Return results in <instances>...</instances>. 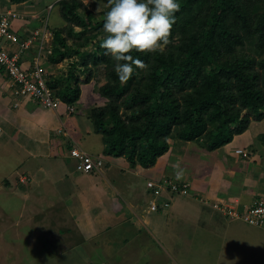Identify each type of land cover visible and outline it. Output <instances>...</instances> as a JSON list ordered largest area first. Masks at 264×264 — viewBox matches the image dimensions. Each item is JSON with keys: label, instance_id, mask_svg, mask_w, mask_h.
Segmentation results:
<instances>
[{"label": "crops", "instance_id": "0c3cea01", "mask_svg": "<svg viewBox=\"0 0 264 264\" xmlns=\"http://www.w3.org/2000/svg\"><path fill=\"white\" fill-rule=\"evenodd\" d=\"M6 1L0 7L22 14L13 23L23 37L44 28L41 11L46 6L39 9L29 0ZM51 12L47 27L53 32ZM52 41L53 37L51 47ZM38 45L35 42L22 58L25 67L31 65ZM50 55L44 63L49 76L65 73L79 58L55 63ZM78 74L81 79L86 76L81 70ZM79 84L75 111L67 115L63 108L48 109L34 99L16 96L0 68V157L10 160L7 172L0 174V191L3 182L5 191L15 192L19 186L23 192L28 184L18 176L31 179L29 193L17 197L21 200L18 220L20 211L33 208L25 233L44 226L49 240L59 235L57 242H66L70 255H77L72 264H264V227L231 219L213 206L223 202L242 209L264 197V118L253 119L245 131L213 150L198 140H169V150L154 165L133 167L126 157L105 153L103 136L89 117L91 107L100 105L97 83L91 79ZM75 145L104 156V167L78 171L70 156ZM237 148H244L249 156L238 154ZM173 164L184 168L183 178L177 181L188 182L190 193L163 191L155 197L147 181L176 180ZM120 191L127 195L124 201ZM163 200L168 205L161 206ZM152 201L158 209H150ZM45 211L46 218L41 215ZM64 249L65 245L59 250ZM52 256H44L42 262Z\"/></svg>", "mask_w": 264, "mask_h": 264}, {"label": "trees", "instance_id": "16d2710c", "mask_svg": "<svg viewBox=\"0 0 264 264\" xmlns=\"http://www.w3.org/2000/svg\"><path fill=\"white\" fill-rule=\"evenodd\" d=\"M80 5L79 0L60 2L63 17L83 26L84 33L80 38L73 28L53 29L49 59L79 58L65 73L49 76L48 84L75 105L79 83L91 80L95 64H107L108 81L100 91L108 102L89 113L106 154L124 156L133 167H149L169 150V138L203 139L213 150L245 131L251 119L264 118V77L259 85L256 56L248 52L252 45L264 47V0H180L170 35L179 28L188 32L176 52L157 50L148 71L137 69L126 82L119 80L115 61L100 47L104 16L82 15ZM130 51L146 59V54ZM224 52L232 56L225 58Z\"/></svg>", "mask_w": 264, "mask_h": 264}, {"label": "rangeland", "instance_id": "374dc122", "mask_svg": "<svg viewBox=\"0 0 264 264\" xmlns=\"http://www.w3.org/2000/svg\"><path fill=\"white\" fill-rule=\"evenodd\" d=\"M1 1L3 3L7 2L6 0H0V2ZM26 1H28V0H26ZM29 1L35 7L37 6L39 9H42V8H45V6L47 8V6H49L50 2L52 3L55 0H29ZM60 2H61V0L55 2L56 6L54 7V9L52 10V12L50 14L49 21H50V24L54 26L52 28H55V27L73 28V31L75 32V36L82 38L83 33H84L83 32V26L77 24L73 20L68 21L63 17L62 13L60 12V7H61ZM79 2L81 3V5L79 6L77 11L80 14L86 15L87 13H92L94 15V17L97 19H100L101 17H103L104 12L107 11V9L109 7L108 0H79ZM6 8H8V7H6ZM11 10H13V9H11ZM43 11H41V14H43V17H44L45 12L43 13ZM187 18H188L187 16H184L185 22L187 21ZM15 23H17V21H15ZM12 26L15 28L14 23L12 24ZM16 27H17V24H16ZM49 28H51V27L49 26ZM100 30L102 31L101 37L106 35V33H104V30L102 28ZM187 32H188L187 28H179L178 30L173 32V34L169 35V43L163 47V51L168 52L170 50L171 51L173 50L174 52H176V49H177L176 45H178L179 40L182 41L185 38V35H187ZM87 34H89V32ZM87 34H84V36ZM91 45L92 44H90V46ZM156 51H154V52L142 51V53L147 55L145 57L146 59L143 60L144 64H145V67L143 68V70H145V73L148 71L149 64H151L153 59L155 58L154 55H156ZM248 52H250L251 54H254L256 56L255 57L256 60L254 62V68L256 70V73L260 76V78L258 79V84L262 85L263 84L262 78L264 77V62L262 60L264 58V47L258 48L255 45H252L249 47ZM224 53H225L224 54L225 58L232 56L230 54L228 55V53H226V52H224ZM106 66H107V64L105 62L95 64V66H93V73H92L91 79H93L94 82L97 83L96 88H97L98 93L100 94V96L97 95L98 96L97 98L100 99V105L93 106V107L105 106L108 102V98L106 96H104L100 91V87L102 85H104L105 83H107V81H108V76L106 73L107 72ZM67 67H68V65H67ZM143 72H142V75H143ZM87 101H89V96L86 95L84 98V103L86 102L88 104ZM84 103H83V106L85 105ZM93 107H91V108H93ZM245 111L246 110H243L242 112L244 113ZM252 120L253 119H251V121ZM262 138H264V134H263ZM169 140H171V142H173L176 140V138H169ZM198 141L203 142V139H199ZM9 161H10L9 158L5 160V159L0 157V174L1 173L5 174L7 172L6 166L9 163ZM18 177L22 183L28 184V186L26 188L29 190V186H30L29 184H30L31 179L26 178L25 180H23L20 175ZM163 180L164 181L165 180L171 181V180H173V178L165 177V178H162L160 181H163ZM2 184H3V187H1V190L3 191V193H2V191H0V218L2 219V221L4 223L2 222V225H0V264H35V263L36 264H72L73 263L72 259L76 258L77 255L75 253L73 255H70L71 249H70L69 244H67L66 242H61V241L57 242V238L59 235L54 236L52 241H51V240H49L51 238L49 237L48 233L47 232L45 233V231L43 229L44 226L42 228L40 227L39 230L38 229H36V230L31 229V230H29L30 232L28 234L25 233V231L23 230L26 225L30 226V223L32 221V219H30V217H31V212H32L33 208H31V209L27 208L24 211H20V215H19L20 218L18 220L17 219V210L21 204V200L18 199L17 197H19L20 194H22L24 192L29 193V191L24 190L22 192L21 191L22 188H19V186H17V188L15 189L16 193L15 192H9V191L7 192L4 190L5 187H4L3 182H2ZM50 187H51V185H50ZM50 187L47 186V187H44V189L50 188ZM165 188H166V186L164 187V189ZM166 189L164 190L165 192L166 191L171 192L170 190H168V188H166ZM43 191L45 192L46 190H43ZM34 193H36V192H34ZM7 194H10V196H7ZM119 195H121V197H120L121 201H124V199H126V197H127V195L123 194L121 191L119 192ZM29 196H31V195H29ZM33 199H35V198L33 197ZM42 202L46 203V201H42ZM14 208H15V210H13ZM14 211H15V213H14ZM41 215L46 218L47 217L46 211H45V215H44V213H41ZM32 224H34V223H32ZM31 227H35V226H31ZM45 229H46V227H45ZM21 230H23L22 234H20ZM220 242H221V240H220ZM63 245L66 246V249L59 250L60 247ZM50 254H54V256L50 257L51 260H46V261L42 262L43 261L42 259L44 258V256H47ZM63 254H66V255H63Z\"/></svg>", "mask_w": 264, "mask_h": 264}, {"label": "built area", "instance_id": "2783aa9c", "mask_svg": "<svg viewBox=\"0 0 264 264\" xmlns=\"http://www.w3.org/2000/svg\"><path fill=\"white\" fill-rule=\"evenodd\" d=\"M57 1L59 0L50 3L45 9L44 17H42L44 28L35 29L25 37L12 26L14 20L20 18L22 14L16 10L0 7V68L10 78L13 93L16 96L34 99L48 109L63 108L65 114L69 115L75 111V106L62 100L49 86V73L44 64L46 57L52 53L50 41L53 32L47 27L48 16ZM35 42L39 43L37 53L32 58L31 65L25 67L22 58ZM236 152L243 157L249 156V152L243 148H237ZM70 156L76 160V169L81 172L99 171L105 165L103 156H95L78 145L70 148ZM147 185L152 189L155 197H159L166 188L178 195L190 193L188 182L174 179L171 181L150 179ZM162 203L161 206L168 205L167 200H163ZM213 206L225 212L231 219L239 218L251 225L264 227V197L256 199L251 205L242 209L222 202L213 203ZM150 207L151 210H156L159 204L152 201Z\"/></svg>", "mask_w": 264, "mask_h": 264}, {"label": "clouds", "instance_id": "9594fccd", "mask_svg": "<svg viewBox=\"0 0 264 264\" xmlns=\"http://www.w3.org/2000/svg\"><path fill=\"white\" fill-rule=\"evenodd\" d=\"M104 12V35L100 47L115 61L114 70L121 82H126L137 69L144 68V61L131 54L156 50L163 51L175 21L180 0H108ZM173 175L180 180L184 168L173 164Z\"/></svg>", "mask_w": 264, "mask_h": 264}]
</instances>
